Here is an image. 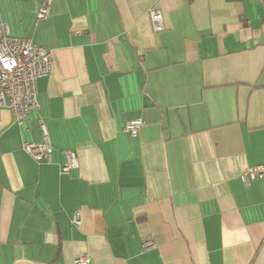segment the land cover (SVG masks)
I'll return each instance as SVG.
<instances>
[{
    "label": "crops",
    "instance_id": "crops-1",
    "mask_svg": "<svg viewBox=\"0 0 264 264\" xmlns=\"http://www.w3.org/2000/svg\"><path fill=\"white\" fill-rule=\"evenodd\" d=\"M42 2L0 0L54 56L39 109L0 107V264H264V179L242 178L264 163V0H51L37 20ZM40 117L50 162L23 149Z\"/></svg>",
    "mask_w": 264,
    "mask_h": 264
},
{
    "label": "built area",
    "instance_id": "built-area-1",
    "mask_svg": "<svg viewBox=\"0 0 264 264\" xmlns=\"http://www.w3.org/2000/svg\"><path fill=\"white\" fill-rule=\"evenodd\" d=\"M51 0H43L36 12V19L42 20L48 16ZM149 15L155 32L165 30L164 17L159 8L152 6ZM54 56L52 51L37 44L29 37H19L11 34L8 25L0 15V107L8 108L16 117L18 123L24 122L32 108H40L38 101V79L49 75L52 71ZM42 132L41 142H24L23 149L39 162H50L53 153L51 141L46 123L39 118ZM143 120L140 118L130 119L125 124V131L132 136L141 133ZM0 148V154H1ZM65 163L61 166L62 173H69L79 166L80 161L77 153L73 150L64 151ZM245 183L249 184L256 179H264V163L249 167L243 174ZM75 227L82 225L81 209H76L71 217ZM155 245L151 236L143 239L144 250ZM92 261L89 254L77 255L73 264H90Z\"/></svg>",
    "mask_w": 264,
    "mask_h": 264
}]
</instances>
